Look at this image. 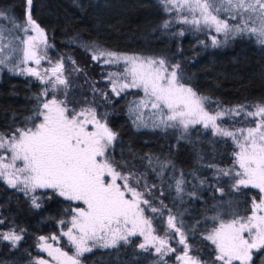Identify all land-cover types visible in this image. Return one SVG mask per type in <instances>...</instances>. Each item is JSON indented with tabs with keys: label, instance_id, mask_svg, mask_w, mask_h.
<instances>
[{
	"label": "snow or ice",
	"instance_id": "obj_1",
	"mask_svg": "<svg viewBox=\"0 0 264 264\" xmlns=\"http://www.w3.org/2000/svg\"><path fill=\"white\" fill-rule=\"evenodd\" d=\"M25 3L23 20L0 9V18L7 19L11 25V30L6 31L0 24V53L10 49L18 54L0 56V71L7 68L13 74L34 77L43 87L34 94L35 106L31 115L23 118V126L0 131V182L23 193L33 209H41L44 199L54 197L78 202L77 206L70 204L64 210L71 216L58 221L59 236L37 238L38 247L50 259L40 258L34 264H82L81 258L86 253L128 245L133 237H143V242L136 247L145 252L154 249L162 262L164 256L176 252L168 239L170 233L173 238L178 236L176 243L183 246L182 254L176 256L180 264H207L191 254L188 236L195 235L196 228L185 224L184 213L179 210L173 213L162 201L160 208L153 207L145 195H150L157 185H149L144 174L119 170L123 165H118L111 155L118 133L108 125V113L98 116L96 108L89 106L94 101L87 99L79 109L70 106L71 84L64 74L65 57L55 63L49 61L52 66L41 71V61L48 59V49L53 46L48 42L45 28L33 18V0H25ZM160 3L166 13L175 12L172 20H164L160 25L163 30L167 31L172 23L189 25L190 30L196 32L214 30L210 45L198 41L204 47H220L245 34L256 36L264 45V0H160ZM230 20L237 22L230 23ZM17 33H23V38ZM216 34H223L222 38ZM171 35L182 37L185 32L181 30ZM76 41L73 37L72 42ZM78 46L90 53L94 62L120 66L118 72L105 74L115 96L129 89L141 90L142 96L129 106V112L135 115L133 123L137 130L172 129L179 131V139H186L191 127L202 125L204 129H211L214 136L232 141L235 150L231 166L206 165L213 170L216 184L209 185L208 178L200 179L195 172L191 175L199 180V185L211 187L221 195L224 188L219 184L225 179L233 192L254 188L261 195L259 200L251 197L245 215L240 214L234 202L214 205L211 211L215 214L210 217L213 227L202 238L214 246L216 255L212 264H254V253L264 251V103L240 104L210 112L206 104L212 103L211 98L198 94L185 83L187 77L179 62L172 63L164 56L117 53L94 41L80 42ZM29 62L35 66H30ZM72 63L75 65V61ZM73 71L82 69L74 67ZM92 91L108 99V93L94 85ZM57 93L63 98H58ZM249 107L255 110L248 111ZM145 109L151 112V124L144 119ZM240 116L245 123L251 121L252 126H222L226 117ZM143 158L152 165L151 156ZM156 160L159 170L152 168V171L162 177L171 162ZM186 187L182 172L169 185L181 203L185 196L200 198L196 185L192 191H187ZM38 191L44 195H37ZM146 208L160 217L164 210L168 212L164 236L155 234L152 219L145 215ZM225 216L230 218L224 219ZM5 222L0 219V225ZM25 231L11 225L7 231H0V241L9 242L15 248L24 239ZM61 238H66L73 254L58 246Z\"/></svg>",
	"mask_w": 264,
	"mask_h": 264
},
{
	"label": "trees",
	"instance_id": "obj_2",
	"mask_svg": "<svg viewBox=\"0 0 264 264\" xmlns=\"http://www.w3.org/2000/svg\"><path fill=\"white\" fill-rule=\"evenodd\" d=\"M25 6V0H0V9L7 10L9 15L19 20L24 18ZM32 15L45 28L48 42L53 46L48 49V59L41 61V71L52 66L49 61L55 63L60 57H65L64 74L71 84L68 92V99L72 102L70 106L79 109L87 99L94 101L89 106L96 108L98 116L108 113L107 123L118 133L111 155L118 165H123L119 170L144 174L149 185H157L145 198L151 200L153 207L160 208L162 201L173 213L177 210L183 212L185 224L196 228L195 235L188 236L191 254L212 264L214 247L202 238L214 224L210 219L215 214L211 208L219 203L227 205L234 202L239 206L240 214L245 215V209L252 202L251 197L259 199L260 193L253 188L233 192L225 179L219 184L224 188L221 195L211 187L199 185V180L191 173L195 172L200 179L208 178L209 185L216 184L212 178L213 170L206 165L231 166L234 145L226 138L214 136L209 130L191 129L186 139H179V131L169 129L166 136L170 134L173 138L167 140L165 131L160 129L133 128L124 112V102L132 92L115 96L105 78L109 67L94 62L90 53L78 45L94 41L117 53L164 56L172 63L179 62L187 77L185 83L198 94L211 98L212 103L206 104L209 111L264 103V45L254 35L245 34L220 47H204L198 43L205 41L210 45L204 32L176 23L165 31L160 25L171 17L156 0H33ZM0 23L6 31L11 30L8 21L1 20ZM181 30L185 32L184 36L171 35ZM73 37L77 38L76 43L72 42ZM74 67L82 71L74 72ZM93 85L108 93V99L105 100L100 93H93ZM42 87L36 78L16 75L4 68L0 73V131L23 126V118L31 115L35 106L34 94H38ZM57 95L63 98L59 93ZM253 109L249 107L247 110ZM146 155L153 158L151 166L143 158ZM156 158L160 162H171L163 170L162 177L152 171V168L159 170ZM181 172L187 182L186 190L192 191L196 185L199 199L185 196L181 203L175 190L169 188ZM37 195L44 193L38 191ZM70 204L73 207V202L54 197L44 199L41 209H33L23 193L0 182V219L6 221L0 225V231H7L11 225L26 230L24 239L15 248L9 242L0 241V264H34L36 260L44 259L45 253L38 247L37 238L59 235L61 226L58 221L69 219L71 214L66 215L64 210ZM145 214L152 219L157 230V225L165 221L168 212L164 210L160 217L146 208ZM168 239L176 252L164 256L162 262L154 249L145 252L136 247L141 243L138 237L116 249H94L81 261L82 264H180L176 260L183 247L176 243L179 237L173 238L170 233ZM59 241L64 245L62 238ZM261 257H264V251L254 253V264H264Z\"/></svg>",
	"mask_w": 264,
	"mask_h": 264
},
{
	"label": "rangeland",
	"instance_id": "obj_3",
	"mask_svg": "<svg viewBox=\"0 0 264 264\" xmlns=\"http://www.w3.org/2000/svg\"><path fill=\"white\" fill-rule=\"evenodd\" d=\"M156 1H158L159 2V4L161 5V3H160V0H156ZM168 14V16H170L171 17V20H172V18L175 16V12H173V13H167ZM222 17H223V14H222ZM1 20H3V21H8L7 19H4V18H0V21ZM230 23H236L237 21H232V20H230L229 21ZM1 24V23H0ZM176 24H179V23H176ZM180 25H182V24H180ZM182 26H184V27H190L189 25H182ZM257 26H258V23H257ZM7 31H10V29H8ZM205 33V35H206V37L208 38V40H209V42H210V35L211 34H215L214 33V30L211 32V33H207V32H204ZM17 35H19L21 38H23V33H17ZM217 36H218V38H222V35L223 34H216ZM256 37V36H255ZM257 38V37H256ZM9 39H11V37H9ZM258 39V38H257ZM15 43H19V41H16ZM18 54L17 53H15V52H13V51H11L10 49L9 50H6L5 52H3V53H0V56H7V57H13V56H17ZM29 64H30V66H35V65H33V64H31V62H29ZM11 65H9V67H10ZM25 65H21V67H24ZM106 66H108L109 67V69H108V72H118L119 70H120V66L119 65H106ZM5 69H7V68H5ZM2 71H0V73H1ZM110 89H111V85H110ZM132 92L129 96H128V98H127V100L124 102V112H125V114H126V116L128 117V120H129V122H130V124L133 126V128H135V129H137L136 128V126L134 125V123H133V120L135 119V115L134 114H132V113H130L129 112V106L132 104V102L133 101H135V100H137V99H139L140 98V96H142V92H141V90H138V89H129V90H126L125 92ZM125 92H123V93H125ZM123 93H121V94H123ZM255 109H253L252 111H254ZM211 112V111H210ZM144 119H145V121L146 122H148L149 124H151V120H152V116H151V112H150V110H148V109H145L144 110ZM244 121V117L243 116H240V117H236L235 119H232V118H230V117H226L221 123H222V126L223 127H226V128H233V127H235V128H246V127H249V126H252V124H251V121H249V122H247V123H245V122H243ZM151 128L149 127V128H141L140 130H150ZM191 129H198V130H209L211 133H212V130L211 129H204L203 128V126L202 125H195V126H193V127H191L190 129H189V131L191 130ZM152 130V129H151ZM167 132L168 131H165L164 133H165V136H166V134H167ZM174 132V131H173ZM177 132V131H176ZM213 134V133H212ZM173 137H172V135H167L166 136V139L167 140H170V139H172ZM220 138H223V137H220ZM231 141V140H230ZM232 142V141H231ZM233 144V143H232ZM234 145V144H233ZM234 149H235V146H234ZM254 189V188H253ZM258 190V189H257ZM261 195V194H260ZM260 198V197H259ZM257 200H259V199H257ZM74 204H73V207H75V206H77V204H78V202H73ZM82 206V205H81ZM248 214H250V213H248ZM146 215V214H145ZM168 216V215H167ZM167 216H166V218H165V221L161 224V225H157V230H156V233L155 234H157V235H160V236H162V234H164V232H165V229H166V220H167ZM148 217V216H147ZM69 219H70V217H69ZM61 228V227H60ZM154 228V227H153ZM65 230H66V228H65ZM210 231V230H209ZM207 234V232L206 233H204L203 235H206ZM59 235H60V233H59ZM58 235V236H59ZM139 239H140V242H143V237H138ZM50 243H55V242H53V241H49ZM62 242H63V244L64 245H61V243H60V241H59V243H58V246H60L61 248H63L65 251H68L69 252V254L71 255V254H73V249L71 248V246L70 245H68L67 244V242H66V238H62ZM208 242H210V241H208ZM211 243V242H210ZM213 246V245H212ZM214 247V246H213ZM41 250V249H40ZM43 252V251H42ZM43 253H45V257H44V259H50L48 256H47V253L46 252H43ZM215 255H216V253H215ZM235 263V262H234ZM239 263V262H238Z\"/></svg>",
	"mask_w": 264,
	"mask_h": 264
}]
</instances>
